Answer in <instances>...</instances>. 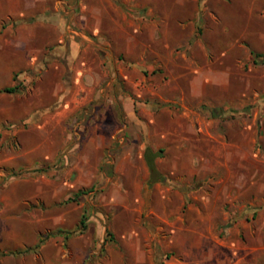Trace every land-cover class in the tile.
Here are the masks:
<instances>
[{"label":"rangeland","instance_id":"rangeland-1","mask_svg":"<svg viewBox=\"0 0 264 264\" xmlns=\"http://www.w3.org/2000/svg\"><path fill=\"white\" fill-rule=\"evenodd\" d=\"M113 3L131 49L85 31L72 66L0 49V264H264V0Z\"/></svg>","mask_w":264,"mask_h":264},{"label":"crops","instance_id":"crops-1","mask_svg":"<svg viewBox=\"0 0 264 264\" xmlns=\"http://www.w3.org/2000/svg\"><path fill=\"white\" fill-rule=\"evenodd\" d=\"M78 4L81 5L79 9ZM76 12L77 14L80 13V18H86L84 23L82 20L79 23L72 20V14ZM119 12L120 9L115 6L113 0H0V49L4 45L7 46L9 54L15 55L18 59L10 63L23 64L25 67L34 64L38 59L39 52H42L43 60L47 61L48 64H61L59 61L68 63L71 66L75 64L80 45L77 40L70 38L73 36L70 33L77 34L85 31V33H90L92 36L99 35L101 42L103 40L109 41V45L105 46L109 51L110 41L114 42L115 40L125 41L124 47L131 49L140 41L135 38L129 40L126 37L129 30L119 21ZM104 19L110 20V23L105 24ZM72 25L76 28H71ZM33 41H37V43L35 44ZM89 41L99 45V43L93 42L92 39ZM38 63H43V61ZM106 64L109 66L110 75H113L115 70L112 60L110 59ZM133 64L141 66V63L135 62ZM14 70V67L7 68L8 74H11ZM73 72L75 74L71 78L73 83L80 84L83 81L85 85H81L82 90L90 91L91 94L95 93L102 78L98 72H95L96 74H85V71L81 68H73ZM108 74L107 72L104 78ZM24 78L25 76L21 80H24ZM112 78L111 76L110 80ZM67 85L69 87L70 84L67 83ZM104 89L106 87H100L98 92ZM160 197V204L164 208L166 207L167 195ZM160 218L163 221L167 220L165 217ZM151 255L150 251L144 249L135 251L132 254L134 263L131 264L143 263ZM163 264H166V260H163Z\"/></svg>","mask_w":264,"mask_h":264},{"label":"trees","instance_id":"trees-1","mask_svg":"<svg viewBox=\"0 0 264 264\" xmlns=\"http://www.w3.org/2000/svg\"><path fill=\"white\" fill-rule=\"evenodd\" d=\"M15 88L16 87H8L5 90L11 92V91H14ZM159 152H161V149L157 152H154L149 147L145 148L144 158L150 170V175H151V180H149L150 183H152L153 181H165V177L158 175L155 169V166H154V158L159 155ZM81 224L84 225L83 220H81Z\"/></svg>","mask_w":264,"mask_h":264}]
</instances>
